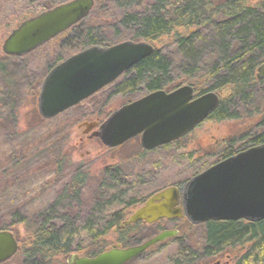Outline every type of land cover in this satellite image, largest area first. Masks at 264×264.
<instances>
[{
	"label": "trees",
	"instance_id": "obj_1",
	"mask_svg": "<svg viewBox=\"0 0 264 264\" xmlns=\"http://www.w3.org/2000/svg\"><path fill=\"white\" fill-rule=\"evenodd\" d=\"M65 1L68 0H28L32 5L30 10L35 12ZM106 7H111L108 11L119 9L122 13L114 19L110 33H105L93 23L94 15ZM176 29H183L185 33L175 32L167 49L156 48L112 82L114 94L125 98L129 94L159 89L170 91L188 83L194 87L196 95L208 91H215L219 95L220 103L207 121L251 120L247 129L224 139L212 154L206 155L207 160H214L210 164L202 162L204 169L241 150L264 143V78L257 77V69L264 62V0H95L93 9L83 20L48 42H57L63 52L68 51L66 56L58 54L50 69L68 55L92 46L105 47L126 40L155 41ZM109 34L113 39L108 38ZM13 58L19 59L5 54L0 58V76L5 77L9 86L17 85L20 81L16 71L13 68L7 70L4 64ZM43 80H37V88L41 87ZM177 80L182 82L175 83ZM12 89L11 86L6 91L7 97L0 104V111H8L7 118L13 132L18 135L16 93ZM100 91L53 119L37 115L43 122L53 121L46 132L53 131V134H48V138H65L70 126V119L65 113L80 108ZM129 99L128 102L134 100ZM7 118L0 116L1 126H4L2 122ZM32 124L28 128L31 129ZM187 137L161 148L185 149L186 145H180L185 143L184 138ZM25 144L26 140L17 146L22 150ZM192 155V152L183 153L185 160L194 164L196 159ZM52 161L57 175L66 168L72 169V172L52 201L40 211L31 213L15 209L6 213L9 220L4 221L7 224L3 225L25 224L29 241H23L14 257L3 264H66L65 260L71 253L84 251L85 256H95L106 250L105 237L112 230L115 232V227L118 228L115 232L118 241L123 246L139 243L136 239L139 225L154 228L151 236L161 229L158 224L138 222L124 226L128 218L127 210L140 202L137 188L142 179L135 161L126 168L114 164L94 173L82 163L71 164L69 153L62 155L61 149L53 154ZM21 162L14 160L12 165L6 163L8 165L0 170V176L6 174L8 169L18 168L20 171L23 165L18 164ZM201 171L196 168L192 174L194 176ZM9 185L10 180L4 178L0 184V194L4 196ZM184 231L186 234L172 237L180 240L178 253L170 259L172 264L209 263L225 250L236 247H241L242 252L237 254L233 264H264V219L256 222L211 220L197 225L188 222ZM144 253L125 264L139 262Z\"/></svg>",
	"mask_w": 264,
	"mask_h": 264
},
{
	"label": "water",
	"instance_id": "obj_2",
	"mask_svg": "<svg viewBox=\"0 0 264 264\" xmlns=\"http://www.w3.org/2000/svg\"><path fill=\"white\" fill-rule=\"evenodd\" d=\"M94 5L95 0H68L25 16L4 40L3 53L18 57L31 53L83 20ZM153 51L154 46L148 41L126 40L105 47L92 46L70 55L44 78L38 97L40 115L50 119L80 104ZM257 77L264 78V62L257 69ZM219 103L217 92L197 96L194 87L185 84L171 91L149 92L117 108L101 123L84 122L80 126H86L84 134L93 130L90 137L99 138L108 148L140 136L143 149L153 150L193 131ZM162 218H186L195 225L211 220H263L264 143L217 161L182 185L157 191L135 209L124 226L141 220L155 223ZM178 234L177 229H165L142 243L125 247L118 244L95 256L71 253L67 263L125 264ZM19 249L14 232L0 230V264Z\"/></svg>",
	"mask_w": 264,
	"mask_h": 264
},
{
	"label": "rangeland",
	"instance_id": "obj_3",
	"mask_svg": "<svg viewBox=\"0 0 264 264\" xmlns=\"http://www.w3.org/2000/svg\"><path fill=\"white\" fill-rule=\"evenodd\" d=\"M253 2H256V0H253ZM31 6L28 0H0V58L4 55L2 44L12 29L25 16H32L46 10L35 12L30 10ZM110 8H101L93 17V23L105 33H110V27L115 23L114 19L122 14L119 9L108 11ZM175 32L185 33V30L176 29L169 35L148 42L155 49H167L171 45ZM108 38L113 39V36L109 34ZM36 50L19 57V59L13 58L4 62L7 70L13 68L14 72L16 71L20 77L17 85H11L14 88L12 91L14 90V93H16L15 100L17 101V118L20 132L18 135L13 132L10 119L7 118L8 111H0V116L9 120H3L2 124L4 126L0 125V170L3 166L8 165L6 163L12 165L14 160L22 161L18 166L23 165V167L20 171L18 168L8 169L6 174L0 176V184L4 178L10 180L9 188L4 196L0 194V226H3L0 229L12 230L18 236L20 245L25 240L29 241L27 226L25 224L3 225L7 224L4 221L9 220L6 213H11L15 209H21L24 212L30 211L31 213L37 212L52 201L60 186L62 187L64 180H67V176L72 172V169L66 168L58 175L55 173L56 166H53L54 161H52V158L53 154L58 150L61 149L62 155L69 153L71 164L82 163L84 166H89L91 173L98 172L105 166L114 164H120L126 168L135 161L139 166L138 169L142 179L141 184L137 188L140 202L127 210L128 217L152 193L171 185H180V183L186 182L193 176L192 173L196 168L203 170L205 167L201 166L202 162L210 164L214 160L213 158L207 160L206 155L212 154L215 151V147H219L224 139L240 134L252 123L248 118H243L241 121L206 120L188 133L187 138H184L185 143L180 146L186 145L185 149L179 147L161 148L160 146L153 150H145L140 144L139 137H135L121 146L108 148L99 138L89 137V133L84 134L83 130L85 127H80L79 125L84 123V121H96L97 118L101 119L102 122L114 110L127 103L129 98L135 99L145 94L134 93L123 98L114 94V88L110 83L94 98L84 102L80 108L65 113L70 119V126L67 129L68 132L65 138L61 136L59 140L49 139L47 135H52L53 131L47 134L46 132L53 125V121L43 122L38 118L43 117L38 110V97L41 87L37 88V80L46 77L58 54L63 53L66 56L68 51L63 52L57 42L47 43ZM16 77L18 79V76ZM3 79L5 77L1 75L0 104L5 102L6 91L11 88L6 79V86H4ZM179 82L182 81H175V83ZM141 92L144 91L141 90ZM3 97L4 100H2ZM31 123H33L31 127L33 130L28 128ZM24 140H26L27 145L25 144L21 150L17 145ZM61 145H63L62 148H60ZM187 152L193 153L192 156L196 159V163L191 164L185 160L183 153ZM11 157H13V160H10ZM132 168L129 167L128 169ZM85 193L87 194L86 190ZM162 222L164 229H177L179 230L178 235H182L185 233L184 228L188 226L189 221L180 218V220H165ZM153 231H155L154 228L139 225L136 239H138L139 243H142L150 238ZM160 231L162 230L159 229L157 233ZM166 240L164 243L155 244L156 246L153 245L154 247L151 246L150 249H147L139 259V262L134 261L129 264H141L142 262V264H172L170 259L174 258L178 253L180 240L172 237ZM105 241L107 242L106 248H112L119 243L118 234L112 230L105 237ZM82 252L80 253L81 255L84 254ZM240 252H242L241 247L225 250L222 255L212 259L209 263L201 264H213L216 261H221L222 264H233L237 254ZM65 262L68 264L67 258ZM12 264H16V262Z\"/></svg>",
	"mask_w": 264,
	"mask_h": 264
},
{
	"label": "flooded vegetation",
	"instance_id": "obj_4",
	"mask_svg": "<svg viewBox=\"0 0 264 264\" xmlns=\"http://www.w3.org/2000/svg\"><path fill=\"white\" fill-rule=\"evenodd\" d=\"M194 92H195V91H194ZM148 93H149V92H148ZM145 94H147V93H145ZM145 94H144V95H145ZM195 95H196V94H195ZM142 96H143V95H142ZM84 122H88V121H84ZM89 122H98V123H101V120L97 118L96 121H89ZM79 126H80V125H79ZM80 127H86V126H80ZM94 129H96V128H94ZM92 131H93V130H92ZM92 131L89 132L90 135H91ZM89 134H88V135H89ZM89 137H90V136H89ZM137 137H139V139H140V136H137ZM140 144H141V142H140ZM160 190H161V189H160ZM158 191H159V190H158ZM156 192H157V191H156ZM156 192H154V193H156ZM154 193H152L151 195H153ZM151 195H150V196H151ZM150 196H149V197H150ZM149 197H147L146 200H147ZM146 200H145L141 205H143V204L146 202ZM141 205H140V206H141ZM140 206H139V207H140ZM136 209H137V208H136ZM130 215H131V214H130ZM128 217H129V216H128ZM175 219H180V218H175ZM175 219H174V218H172V219L162 218V219H160L159 221H157V222H155V223H147V222L141 220V221H138V223H142V224H145V225H155V224L157 225V224H158V225H160V228H161L162 230H165V229H164L165 227H163V222H162V221H165V220H175ZM184 219H185V218H184ZM136 223H137V222H136ZM134 224H135V223H134ZM132 225H133V224H132ZM115 229H116V231H115ZM166 229H169V228H166ZM114 231L117 232V231H118V228L115 227V228H114ZM118 244H120L121 246H123L121 243H117V245H118ZM117 245H115V246H117ZM113 247H114V246H113ZM123 247H125V246H123ZM216 262H217V261H216ZM216 262H215V263H216ZM215 263H213V264H215ZM216 264H222V263H221V261H220L219 263H216Z\"/></svg>",
	"mask_w": 264,
	"mask_h": 264
},
{
	"label": "bare ground",
	"instance_id": "obj_5",
	"mask_svg": "<svg viewBox=\"0 0 264 264\" xmlns=\"http://www.w3.org/2000/svg\"><path fill=\"white\" fill-rule=\"evenodd\" d=\"M154 50H155V48H154ZM4 230H5V229H4ZM8 260H9V259H8ZM8 260H7V261H8ZM5 262H6V261H5Z\"/></svg>",
	"mask_w": 264,
	"mask_h": 264
}]
</instances>
